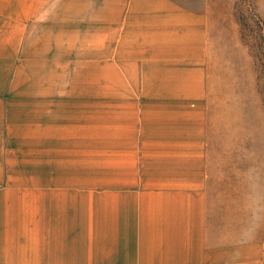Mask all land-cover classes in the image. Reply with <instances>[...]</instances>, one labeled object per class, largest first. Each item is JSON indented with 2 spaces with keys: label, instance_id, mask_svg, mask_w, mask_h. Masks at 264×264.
<instances>
[{
  "label": "crops",
  "instance_id": "crops-1",
  "mask_svg": "<svg viewBox=\"0 0 264 264\" xmlns=\"http://www.w3.org/2000/svg\"><path fill=\"white\" fill-rule=\"evenodd\" d=\"M217 1L0 0V183L11 152L34 153V182L53 184L72 130L91 148V101L75 122L60 82L99 72L100 264H264V238H210L209 211H244L209 206Z\"/></svg>",
  "mask_w": 264,
  "mask_h": 264
},
{
  "label": "rangeland",
  "instance_id": "rangeland-1",
  "mask_svg": "<svg viewBox=\"0 0 264 264\" xmlns=\"http://www.w3.org/2000/svg\"><path fill=\"white\" fill-rule=\"evenodd\" d=\"M217 2L206 159L211 196H218L210 197L209 206L219 203L244 211H209L214 224L210 238L263 239L264 0ZM98 84V71L69 72L61 79V101L72 99L69 106L61 103V118L68 106L76 112L73 120L83 122V109L89 107L84 102L90 99L93 141L90 149L84 148L78 139L84 133L81 127L72 130L75 145L61 143L58 183H35V154L11 152L7 183H0V264L101 263L100 241L105 237L99 224V180L105 153L95 141Z\"/></svg>",
  "mask_w": 264,
  "mask_h": 264
}]
</instances>
